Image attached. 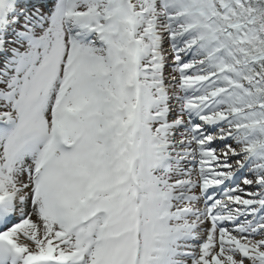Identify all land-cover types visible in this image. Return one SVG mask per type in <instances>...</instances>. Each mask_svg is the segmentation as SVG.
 Returning a JSON list of instances; mask_svg holds the SVG:
<instances>
[{
    "label": "snow or ice",
    "instance_id": "obj_1",
    "mask_svg": "<svg viewBox=\"0 0 264 264\" xmlns=\"http://www.w3.org/2000/svg\"><path fill=\"white\" fill-rule=\"evenodd\" d=\"M0 264H264V0H0Z\"/></svg>",
    "mask_w": 264,
    "mask_h": 264
}]
</instances>
